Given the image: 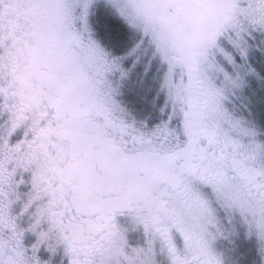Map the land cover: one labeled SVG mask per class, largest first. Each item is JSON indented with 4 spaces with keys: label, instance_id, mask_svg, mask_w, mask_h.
I'll return each mask as SVG.
<instances>
[{
    "label": "flooded vegetation",
    "instance_id": "obj_1",
    "mask_svg": "<svg viewBox=\"0 0 264 264\" xmlns=\"http://www.w3.org/2000/svg\"><path fill=\"white\" fill-rule=\"evenodd\" d=\"M0 1L4 262L102 264L133 227L154 237L170 264H264V160L215 125L199 83L174 132L160 134L155 111L134 106L139 94L111 85L97 65L126 52L101 37L93 7L88 27L76 20L83 29L67 54L57 33L63 0ZM93 42L112 49L97 53ZM38 209L52 235L45 241L22 216Z\"/></svg>",
    "mask_w": 264,
    "mask_h": 264
},
{
    "label": "rangeland",
    "instance_id": "obj_2",
    "mask_svg": "<svg viewBox=\"0 0 264 264\" xmlns=\"http://www.w3.org/2000/svg\"><path fill=\"white\" fill-rule=\"evenodd\" d=\"M187 1L189 8L177 12L173 5L166 6V0L163 5L157 0H63L57 11L58 38L68 54L66 46L73 43L77 29L81 33L82 25L88 27V9L93 7L92 18L107 43L113 47L132 43L128 53L121 57L118 52L108 54L106 62L101 59L97 65L105 73L110 71L111 85L130 83V93L139 94V101L134 97L131 101L143 112H148V104L159 100L157 107L154 105L153 121L158 123L154 131L174 132L173 124L182 120L178 117L186 108L190 90L199 83L201 93L206 94L215 111V125L264 160V92L258 96L251 93L248 107L244 97L255 82L250 80L249 87H243L247 77L255 74L253 49H264V0H192L191 4ZM34 2L19 0L18 4ZM78 19L82 27L76 25ZM94 44L97 53L111 48L99 42ZM184 55H190L191 62L185 64L175 58ZM139 64L137 79L134 73ZM256 65L263 70L264 58L257 59ZM152 67L156 72L149 73ZM187 67L194 68L191 75H197L196 80L190 77ZM142 119L146 121V113ZM37 188L33 182L29 205L38 197ZM22 216L29 221L31 230H37L39 237L44 238L41 241L52 237L49 229H40L44 227L40 220H46L43 209L27 210ZM124 234L125 242L102 264H170L165 250L145 229L128 227ZM4 251L0 249V264L8 261L2 259Z\"/></svg>",
    "mask_w": 264,
    "mask_h": 264
},
{
    "label": "trees",
    "instance_id": "obj_3",
    "mask_svg": "<svg viewBox=\"0 0 264 264\" xmlns=\"http://www.w3.org/2000/svg\"><path fill=\"white\" fill-rule=\"evenodd\" d=\"M137 42V41H136ZM135 42V43H136ZM132 43H127V44H125V43H123L122 44V47H123V50H124V52H127L128 53V51L129 50H131V49H129V47H130V45H131ZM262 52V53H264V49L263 48H261V47H256L255 49H253V54H255V57H252L253 58V63H254V66H255V74L253 73L249 78L247 77V79L245 80L246 81V85H247V83L248 82H251V81H253V82H255L253 85H251V88H250V91H248V93L246 94V96L244 97V100L246 101V105H248V102H247V100L249 101V99H247V98H249V96L251 97V96H253V95H255V96H258V95H260L262 92H264V67H263V70H262V68H260L259 66H257L256 65V60L257 59H259V58H264L263 56L264 55H260V53ZM257 53V54H256ZM179 57V56H178ZM175 58H177V56L175 57ZM139 62V61H138ZM140 63V62H139ZM140 66V64L135 68V75H136V77H137V79H138V76H139V73H140V71H137ZM147 69V68H146ZM156 72L155 71V69L152 67V69L149 71V73H151V72ZM155 74V73H154ZM154 74H153V76H154ZM133 75V74H132ZM138 75V76H137ZM156 75V74H155ZM157 80H158V76H157ZM251 80V81H250ZM252 83V82H251ZM128 84H130V83H128ZM244 85L243 87L246 89L247 87H249V85ZM154 92L155 91H153V94H154ZM244 93H246V92H244ZM251 93H253V95L251 94ZM249 94V95H248ZM155 97V96H154ZM150 100H151V98H150ZM158 101L159 100H157V98H156V100H154V102L155 103H153L152 105H147L148 106V111H155V108L157 107V103H158ZM156 107H155V106ZM248 107H251V106H249L248 105Z\"/></svg>",
    "mask_w": 264,
    "mask_h": 264
}]
</instances>
